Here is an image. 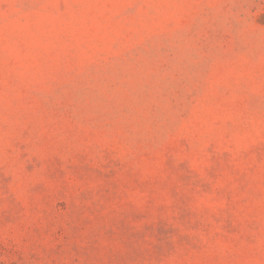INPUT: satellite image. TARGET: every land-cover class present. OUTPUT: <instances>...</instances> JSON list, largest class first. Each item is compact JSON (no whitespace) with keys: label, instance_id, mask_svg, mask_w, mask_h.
Returning a JSON list of instances; mask_svg holds the SVG:
<instances>
[{"label":"rangeland","instance_id":"rangeland-1","mask_svg":"<svg viewBox=\"0 0 264 264\" xmlns=\"http://www.w3.org/2000/svg\"><path fill=\"white\" fill-rule=\"evenodd\" d=\"M0 264H264V0H0Z\"/></svg>","mask_w":264,"mask_h":264}]
</instances>
